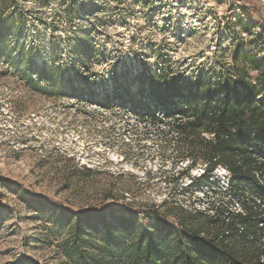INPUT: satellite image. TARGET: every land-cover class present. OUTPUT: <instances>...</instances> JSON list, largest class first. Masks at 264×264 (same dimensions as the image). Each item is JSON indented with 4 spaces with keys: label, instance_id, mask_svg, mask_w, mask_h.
I'll use <instances>...</instances> for the list:
<instances>
[{
    "label": "rangeland",
    "instance_id": "1",
    "mask_svg": "<svg viewBox=\"0 0 264 264\" xmlns=\"http://www.w3.org/2000/svg\"><path fill=\"white\" fill-rule=\"evenodd\" d=\"M263 27L264 0H0V264H75L67 251L81 213L146 223L158 213L177 225L204 213L192 223L224 228L207 220L238 205L218 184L186 186L171 119L128 102L160 72L216 84L234 73L235 52L262 59ZM73 87L76 111L64 102ZM82 143L113 153L111 168L69 157Z\"/></svg>",
    "mask_w": 264,
    "mask_h": 264
},
{
    "label": "trees",
    "instance_id": "2",
    "mask_svg": "<svg viewBox=\"0 0 264 264\" xmlns=\"http://www.w3.org/2000/svg\"><path fill=\"white\" fill-rule=\"evenodd\" d=\"M259 36L264 43V27ZM233 59L234 73L228 69L216 84L198 77L185 85L165 72L151 75L139 99L128 103L143 117L171 119L178 160L191 161L181 175L207 163L194 188L212 184L209 176L224 165L232 175L229 193L242 211L215 213L207 223L220 221L224 228L213 232L192 223L204 213H187L179 225L158 213L153 223L135 213H81L74 217L75 239L67 251L75 264H264V57L235 52ZM127 92L126 87L118 97ZM79 94L77 87L69 93ZM98 220L103 233L94 226Z\"/></svg>",
    "mask_w": 264,
    "mask_h": 264
},
{
    "label": "built area",
    "instance_id": "3",
    "mask_svg": "<svg viewBox=\"0 0 264 264\" xmlns=\"http://www.w3.org/2000/svg\"><path fill=\"white\" fill-rule=\"evenodd\" d=\"M64 98H65V100H64L65 104L72 106L71 109L73 108L74 111H76V107H78L80 102H82L79 99V97H74V96H71L69 94L67 96H65ZM89 104L94 105V102L91 101V102H89ZM97 104L98 103L96 102L95 106H98ZM68 109H69V107H68ZM74 142L76 144L80 143L79 137L75 138ZM68 152L71 155L69 157H73V158L77 159V161L79 162V164L82 167H87V168H98V169H102V170H109V168H111V166H112L111 165L112 162H114V160H116L115 157L113 156V153H111L109 150L107 153H104L101 157L96 156L95 154L98 152L94 150V146H93L92 150H90L87 147V145H85L84 143L80 144V146L74 147V149H71ZM124 159H125V157L121 156V160L123 161ZM126 161L128 162L127 159H126ZM180 163L184 166L183 170H185L188 168L191 161H190V159H186V160L180 161ZM127 164L128 163H126L125 168H127L128 171H133V169H132V167H134L133 163H131L130 165H127ZM206 167H207V163L201 161V162H198L194 167L189 169L188 175H182V178H186L189 181V183L186 184V186L193 187L192 186L194 184L193 179L204 176L206 173ZM209 179H210L212 184H218L219 186H221L224 190V194H226V196L228 198H230V200H232L233 202H235L238 205V208H236V210H233L229 207L227 208L228 210H230L232 212L242 211V206H241L240 201H238L237 199H234L231 196V194L229 193L232 175H231L230 171L224 165L218 164L215 167L213 173L209 176ZM204 184L202 186H200V188H198V189L195 188L196 189L195 193L203 192L201 189H204V186H207V188H209L212 185L210 183H204ZM213 209H215V208H213ZM212 214H215V213H212Z\"/></svg>",
    "mask_w": 264,
    "mask_h": 264
}]
</instances>
